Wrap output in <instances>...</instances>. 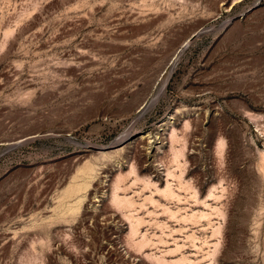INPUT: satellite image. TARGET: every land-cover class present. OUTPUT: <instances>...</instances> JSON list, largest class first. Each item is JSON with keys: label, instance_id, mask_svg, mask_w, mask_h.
Segmentation results:
<instances>
[{"label": "rangeland", "instance_id": "rangeland-1", "mask_svg": "<svg viewBox=\"0 0 264 264\" xmlns=\"http://www.w3.org/2000/svg\"><path fill=\"white\" fill-rule=\"evenodd\" d=\"M0 264H264V0H0Z\"/></svg>", "mask_w": 264, "mask_h": 264}, {"label": "bare ground", "instance_id": "bare-ground-1", "mask_svg": "<svg viewBox=\"0 0 264 264\" xmlns=\"http://www.w3.org/2000/svg\"><path fill=\"white\" fill-rule=\"evenodd\" d=\"M142 109V108H141ZM144 110V109H143ZM176 155L177 154H175V158H176ZM179 156V155H178ZM177 156V157H178ZM177 159V158H176ZM180 159V158H179ZM172 177V176H171ZM135 183V182H134ZM118 189V188H117ZM159 190V189H158ZM162 191V190H161ZM166 192H170V193H168V194H170L171 195V193H172V195H173V192H172V189H171V187H170V185L168 184V186H167V189H166ZM176 196V195H175ZM125 198V197H124ZM114 199V201H115V199L117 200V201H119L118 202V205H119V203L121 204V201H124V202H126V203H128L127 202V200H123V199H121L120 197H119V195L118 194H115V198H113ZM130 201V200H129ZM117 204V203H116ZM125 204V203H124ZM129 205H131L130 203H129ZM216 210V209H215ZM133 224V223H132ZM132 226V225H131ZM219 231V230H218ZM184 261V260H183ZM164 262V261H163ZM191 263V262H190Z\"/></svg>", "mask_w": 264, "mask_h": 264}]
</instances>
